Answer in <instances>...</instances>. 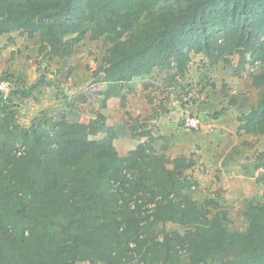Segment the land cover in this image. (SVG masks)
Returning <instances> with one entry per match:
<instances>
[{
	"label": "trees",
	"instance_id": "16d2710c",
	"mask_svg": "<svg viewBox=\"0 0 264 264\" xmlns=\"http://www.w3.org/2000/svg\"><path fill=\"white\" fill-rule=\"evenodd\" d=\"M161 1L9 0L0 36L38 35L39 64L71 56L87 36L102 39L93 71L107 85L102 107L113 97L125 107V87L156 68H172L177 82L194 54L211 64L238 55L236 70L256 66L253 84L264 86V0H168L158 9ZM10 76L9 96L0 91V264H264V192L248 202L246 228L232 230L218 192L193 196L196 158H170L141 118L126 122L138 143L124 155L100 111L87 122L67 108L41 112L24 125L15 98L42 81L16 89ZM238 120L239 131L263 135L264 96ZM252 161L264 167L262 155Z\"/></svg>",
	"mask_w": 264,
	"mask_h": 264
},
{
	"label": "rangeland",
	"instance_id": "374dc122",
	"mask_svg": "<svg viewBox=\"0 0 264 264\" xmlns=\"http://www.w3.org/2000/svg\"><path fill=\"white\" fill-rule=\"evenodd\" d=\"M8 1L0 0V13L4 10ZM170 3L172 1L162 0L158 5V9ZM38 45V35L31 38L26 34L15 31L0 36V81L7 80L6 77L12 75L13 67L17 64L16 59L21 60L20 62L24 68V77L18 76L17 78L21 79L16 80L14 76H10L15 84L13 88L23 89L34 81H42L40 87L36 88L30 96L27 98L23 96L26 99L31 97L29 100L24 99L23 107L28 108L29 102L33 97H35V100L42 97V100L47 102L54 101L56 104L53 107H39L38 113L55 114L67 108L69 109L68 115L71 120L78 119L86 122L92 116L94 117L97 112L103 113L106 109L109 113L108 124L117 131L119 137L116 144L122 153L138 143V140L132 139L130 129L127 126L126 122L129 116L141 118L139 115L147 112L148 117L141 118V120L146 123L150 121L146 126L153 130L155 136L162 137L158 141L157 148L160 149L163 145L167 146L166 154L170 158L180 155L194 156L197 160L195 165V169H198L196 170L197 172L203 171L201 168L203 165V152L209 151L213 147H206V142L209 144L207 139H214L213 134L222 135V137L229 136L232 144L238 139V142H241L239 148L247 147V152L251 154V157L243 154V157H247V162H244V165L245 163L247 164L249 171L253 169L252 173L254 175H252L255 177L250 179L249 185L254 189L253 192L263 194L264 170H255V164L252 161V159H256L260 155L264 158V149L258 147L256 135L241 132L237 126L233 130L229 129L231 131L227 134V128L222 127L224 125L222 124L223 121H218V118L213 115L223 107L226 109L230 105L231 98H235L236 102H238L239 114L250 110L252 105L258 103L259 99L264 96V86L255 87L253 84L252 73L257 70L256 66L249 64L245 70L237 71L238 55L233 56L230 63L221 60L217 64H211V61L203 54H194L189 63V69L183 77L176 79L177 82L169 78L174 74L172 68H156L154 72L156 83L153 80H150L153 83L148 82V87L151 85L153 87L146 89L143 78H136L131 90L128 87L124 89L128 93L125 107L121 106L119 98H112L108 101L109 105L107 103L108 107H102L103 96L100 92L107 85L95 82L93 76V71L102 64V58L106 51L102 39H91L87 36L75 46L71 56L57 57L49 63L44 62L42 64H39ZM25 64L26 66L24 67L23 65ZM41 76L46 81L43 82L44 79H39ZM52 80H55L64 90L58 91L55 88L53 91V88L49 87L47 91H39L41 87L46 89L44 83L47 81L52 82ZM54 92L60 95V101L55 98ZM19 96L17 97L19 98ZM72 102L77 104L74 105L75 108L74 106L72 107ZM16 103L18 104V102ZM31 107L33 108L34 106ZM147 107L149 112L146 111ZM29 116L31 117L32 114ZM190 116L199 120L198 127L187 126V117ZM18 120L21 124H30L31 122L28 115L24 112L18 114ZM203 124L208 125L212 131V134L205 137L206 140L200 135ZM144 139L142 138L141 141ZM222 153L223 155L226 154V150ZM190 172H192V175L194 174V171ZM198 186L199 183L195 186L196 189H193V196L202 201L200 191L204 189L200 190ZM219 200L227 208L233 205L230 209L233 212V222L236 221L237 225L245 226L242 207H237L238 204L236 202H231L230 196H219ZM76 264L92 263L79 261Z\"/></svg>",
	"mask_w": 264,
	"mask_h": 264
},
{
	"label": "crops",
	"instance_id": "0c3cea01",
	"mask_svg": "<svg viewBox=\"0 0 264 264\" xmlns=\"http://www.w3.org/2000/svg\"><path fill=\"white\" fill-rule=\"evenodd\" d=\"M16 61H17V64L13 67L14 70H12V72H13L12 75L15 78H17L18 76L24 77V72H23L24 68L22 67V63L20 62L21 60L16 59ZM16 66H18V67H16ZM23 66L25 67L26 64ZM158 69H160V68H158ZM154 72H155V69L152 72V74H150L148 77L142 79L143 82H147L144 84L146 89L153 87V85L148 87L149 86L148 82L153 83L150 80H153L154 83H156L154 80L155 79ZM44 84L46 85V89L41 87L39 91H41V92H44L45 90L47 91L49 89V87H52L53 91L55 88H56L55 90L59 91V89L57 87L52 86L50 84V82H48V81ZM58 91H56V92H58ZM174 92H176V90H174ZM53 94H54L55 98H57L59 101L61 100L60 95H57L55 92ZM37 96H39V95H37ZM17 98H15V101L18 102L17 117H18L19 113L24 112L28 115V117L30 118V121L32 120V118L34 116H36L38 114V108L39 107H42V108H44L46 106L53 107L56 104L54 101H50V102L44 101V100H42V97L39 98L38 100L37 99L35 100L34 99L35 97H33L31 99V101L29 102L30 103L29 107L27 108L25 106L23 107L24 99H26L27 97L25 98V97L20 95L19 98L18 99ZM29 98H31V97H29ZM29 98L26 100H29ZM113 98H118V97H113ZM111 99H109V100H111ZM20 103H21V106H20ZM108 105H109V103H108ZM108 105H106V107H108ZM31 106H34V107L32 108ZM239 109L240 108H238V102H235V104H233V105H231V104L228 105L226 107V109L222 112V114L219 117H217L218 121H220V120L223 121L222 124H224V125L222 127L227 128L226 129L227 134H229V132L231 130H233L235 128V126L239 127V124H240V122L238 120V115L240 112ZM146 111H148V107L146 108ZM103 113L106 115L107 122H108V115H109L108 111L105 109L103 111ZM31 114H32V116L30 117L29 115H31ZM139 116H141V118H147L148 117L147 112H146V114L139 115ZM92 118H93V116H92ZM74 120H78V119H74ZM78 121H82V120H78ZM149 122L147 121V123H149ZM24 124L27 125L29 123H24ZM127 126H128V124H127ZM229 129H231V130H229ZM222 131H224V130H222ZM209 134H212L210 127L208 125L203 124V128H202V131L200 132V135L205 139V137H207ZM213 135H214L213 140L207 139V141L209 142L210 145L206 142V147H209V146H211V147L213 146V147L210 148L209 151L206 150L208 152H206V151L203 152V165L201 166L203 171L197 172L196 170H198V169H195L196 166L194 167L193 170H191V171H194L193 177L196 180H198L199 189L200 190L204 189V190L200 191V193L202 195V200L206 196L218 192L219 193L218 198H219V196H225V197L230 196V198L232 199L231 202H236V204H238V206L236 205L237 207H242V212L244 213L248 202L253 198H259V194H260V193L258 194V193L253 192L254 189L250 187L249 182H250V179H253L255 177L253 175H247L245 168L243 167L244 162H247V157L246 158L243 157V154L246 156H250V157H251V154H250V152H247V147L239 148V145L241 142H238L239 141L238 139H236L237 141L235 140V142L232 144L231 140H229V136L228 137H222V135H220V134H219L220 136L215 135V134H213ZM251 135H253V134H251ZM254 135H256V138L258 139L257 140L258 141L257 142L258 147L264 149V134L263 135L254 134ZM118 137L119 136L117 135V138L115 140V144H116V141L118 140ZM220 137L222 140L220 139ZM116 146H117V144H116ZM246 146H247V144H246ZM134 147H130L127 151H125L123 153L120 152L119 149L118 150H119L120 154L124 155ZM226 148H228V149H226ZM249 148H251V147H249ZM224 150H226V154L223 155L222 152ZM259 170H264V167L259 168ZM259 170H257V171H259ZM260 196H261V194H260ZM198 200L201 201L199 198H198ZM220 202H221V200H220ZM221 203L224 205L223 202H221ZM232 207H233V205H230V207H228V208L226 207L228 209V212H229V221H228L229 227L232 230L243 231L248 224V219L245 216V214H243L245 226L244 225H241V226L237 225V223H235L236 221L233 222V220H232V219H234V217L232 215L233 212H232V210H230Z\"/></svg>",
	"mask_w": 264,
	"mask_h": 264
},
{
	"label": "built area",
	"instance_id": "2783aa9c",
	"mask_svg": "<svg viewBox=\"0 0 264 264\" xmlns=\"http://www.w3.org/2000/svg\"><path fill=\"white\" fill-rule=\"evenodd\" d=\"M11 89H12V84L9 80L0 81V91L2 92L5 98L9 96ZM187 126L196 128L199 126V120L194 118L193 116L187 117Z\"/></svg>",
	"mask_w": 264,
	"mask_h": 264
}]
</instances>
